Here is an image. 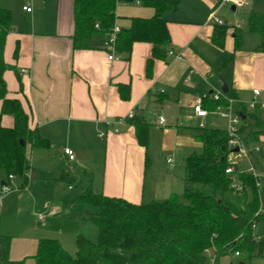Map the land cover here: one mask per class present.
Listing matches in <instances>:
<instances>
[{
  "label": "crops",
  "instance_id": "obj_1",
  "mask_svg": "<svg viewBox=\"0 0 264 264\" xmlns=\"http://www.w3.org/2000/svg\"><path fill=\"white\" fill-rule=\"evenodd\" d=\"M180 1L178 10L164 15L171 45L165 60H154L150 75V43H135L130 55L118 54L119 59L114 61L102 47L104 35H98L88 50L74 49L75 0L2 2L13 14L4 53L11 67L5 73L7 97L21 102L29 116V128L38 129L50 147L28 146L29 182L24 186L16 177L10 183L12 191L0 208V264H35L41 239L54 238L62 244L63 234L54 228L57 217L64 229L73 226L74 230L76 219L87 222L80 214H70L68 205L78 206L73 198L64 195L65 217L56 215L50 198L45 199L47 193L57 192L63 174L85 180L81 195L91 186L96 194L134 204L164 202L177 189L185 190L186 166L184 171L182 162L177 165L172 157H180L186 164L199 147L203 148L198 138L201 123L205 128L223 130L229 125L215 115L199 118L194 113L198 98L221 89L220 79L227 84L228 95L238 101L237 112L264 113V50H259L262 37L248 28L250 15L264 19V0H242L244 5H232V11L223 0ZM29 3L31 13L23 9ZM116 14L117 25L126 29L131 25L130 18H151L154 10L121 1ZM219 27L227 28L223 47L213 42ZM121 86L129 87L127 99L121 96ZM255 90L260 95L251 110L248 105ZM2 108L0 101V112ZM131 112L150 125L147 147L138 143L136 129L128 120L120 122ZM1 123L12 128L14 119L4 115ZM65 149L73 151L74 160ZM250 150L249 156L232 153L230 161L233 154L237 155L251 165L241 171L253 169L257 173L259 160L254 165L255 157L250 159V155L259 153L264 161V135ZM6 178L2 176V180Z\"/></svg>",
  "mask_w": 264,
  "mask_h": 264
},
{
  "label": "trees",
  "instance_id": "obj_2",
  "mask_svg": "<svg viewBox=\"0 0 264 264\" xmlns=\"http://www.w3.org/2000/svg\"><path fill=\"white\" fill-rule=\"evenodd\" d=\"M3 1L0 0V101L3 102L0 112V183L3 175L7 178L14 175L21 178L25 186L31 168L27 147L48 149L50 144L41 137L38 129L29 128V116L21 102L7 97L5 73L11 67L5 62L4 53L7 36L12 30L13 14L2 6ZM121 1L126 0H75V50L90 49L98 35H105L113 29L118 20L117 5ZM132 2L152 8L154 15L151 18H130V27L122 29L118 35L116 49L118 54L130 55L135 43L152 44V58L147 63L150 75L154 60H165L171 45L164 15L178 10L181 1ZM248 28L261 35L259 50H264V19L257 14L250 15ZM226 33V27L215 31L213 42L218 47H223ZM119 90L127 99L129 87L121 86ZM4 115L13 117L12 128L2 126ZM241 117L239 139L250 149L264 135V113L242 112ZM128 121L136 129L138 143L147 147L148 122L141 116ZM198 138L203 144V152L186 160L187 186L182 199L172 194L164 202L134 204L96 194L91 186L85 187L77 205L94 209L86 214L82 212L80 218L97 227V241L78 234L76 252L72 255L59 240L41 239L34 257L35 264H221V259L228 254L263 257V240L256 238L254 229L264 224V171L258 175L251 171L227 173L233 165L226 130L201 128ZM60 179L70 186L77 180L68 174L61 175ZM259 181L260 187L257 186ZM234 183L240 184L242 190L236 191L232 187ZM197 185L210 187L212 193L206 194ZM231 192L239 195L240 208L227 198ZM8 264H24V261Z\"/></svg>",
  "mask_w": 264,
  "mask_h": 264
},
{
  "label": "rangeland",
  "instance_id": "obj_3",
  "mask_svg": "<svg viewBox=\"0 0 264 264\" xmlns=\"http://www.w3.org/2000/svg\"><path fill=\"white\" fill-rule=\"evenodd\" d=\"M227 9L232 11V5L227 6ZM218 119H222V118L218 117ZM247 150H248V156H249V154H251L250 152L252 150H250L249 148ZM202 152H203V148L199 147L197 153H195V154L199 155V154H202ZM252 156L255 157V159L253 161L254 165H256V163H258V160H259V163L256 165L257 170H258L257 174H259L258 172H260L261 170L262 171L264 170V161H262L261 158L259 157L260 156L259 153H257V154L254 153V154L250 155V159H253ZM172 160L174 161V163L176 162L177 165L181 164V162H182V165H180V166L185 171L186 164L182 158L172 157ZM243 160L244 159H241L237 155H234V154L231 157L232 164L236 168V171H241V169H243V168L248 169L251 167V165H249L246 160L244 162H243ZM181 167H180V169H181ZM183 178L185 180V178H186L185 175ZM185 182L182 183V186H184ZM84 185H85V180L83 178L82 179L79 178V180H77V182L71 186V190H70L69 189L70 185H68L66 182L63 181L62 183H60L59 186L57 185V187H56V189H58L57 192L51 191L50 193H47V195L45 196L46 197L45 199L50 198V200L53 204V205H51V207H53V209H55L54 213L56 215L58 214L61 217L68 216L67 213L65 211H63L66 207V202L63 201V199L65 198L64 195H67L68 197L73 198L75 201H78V199L82 193V188L84 187ZM197 188H200L206 194L212 193V189L210 187H203V186L197 185ZM183 191H184V189H181V188L177 189L175 191L176 194H178L181 199H182ZM227 198L231 202H233L238 208H240V206H241L240 200H239L240 197L238 194L231 192L227 195ZM71 204L72 203H70V205H68L69 206L68 209L71 211L70 214H73L76 217L79 214H82L81 213L82 211L85 214L88 211H92V210L94 211V209L87 207V206H82V205H78L75 209L74 205L71 206ZM63 214H65V215H63ZM55 221H54L55 230H57V232H62V234H63V238H64L62 241L63 247L72 255H74L76 252L75 242H76L77 234L82 233V234L90 237L93 241H97L98 229L91 222H88V221L82 222V220L76 219V221L73 222L74 224L72 222H70L74 225V230H73V226H72V228L70 226V228L67 229V227H65V229H64V227L62 226L63 221L61 219H59L58 217L56 218ZM55 234H57V233H55ZM254 234L258 240H263V257H261V258H259V257L249 258L248 256H243V255H241L240 257H236L233 254H228L227 256H225L221 259V264H231V263L232 264H264V224L257 226L254 229Z\"/></svg>",
  "mask_w": 264,
  "mask_h": 264
},
{
  "label": "built area",
  "instance_id": "obj_4",
  "mask_svg": "<svg viewBox=\"0 0 264 264\" xmlns=\"http://www.w3.org/2000/svg\"><path fill=\"white\" fill-rule=\"evenodd\" d=\"M225 4H230L235 7H241L244 5V2L242 0H223ZM139 3V2H137ZM24 11L27 13L32 12L31 3H29L27 6H25ZM216 23L218 25H223V22L217 18H214ZM98 28V25L96 26ZM121 27L117 24L114 25L113 29L104 35V39L102 41V47L103 49L108 53V59L110 61L118 60V52L116 49V43L118 40V35L121 33ZM171 55H173L172 52H170ZM24 74H28V70H23ZM164 92V91H162ZM260 95L259 90L254 91V98L249 103L248 107L251 110H254L256 108V105L258 104L257 97ZM237 100L233 97H230L228 94H225L221 89L215 90L210 94H205L204 96L197 99L196 104L194 105V113L199 118H205L208 115H215L217 117L226 119L229 122V125L226 129V132L229 136V146L233 150L235 148H239V153H241L244 156L248 155L247 148L241 143L238 135V131L242 124V117L239 112L236 110V104ZM205 103L214 104L213 107L206 106ZM261 107L264 108V103H261ZM135 117V114L133 112L129 113V115L121 119L120 122H125L127 120L133 119ZM160 123L164 124V119L160 117ZM201 128H205L204 124L201 123ZM100 136H103L101 134ZM259 150L258 148L256 149ZM65 154L69 157L70 160H74V153L70 149H65ZM171 160H169L170 162ZM233 167L227 169V173H232ZM251 172L254 173V175H258L255 173V171L252 169ZM16 177L14 175H10L6 180L5 185L0 184V208L3 204V201L5 197L12 191L10 183L15 179ZM261 181L257 183V186L260 187ZM236 191H241L242 186L238 183H234L232 186ZM47 207V205H45ZM40 220L44 218V215H39ZM208 254H210L209 251H207ZM236 256H240L239 253L235 254Z\"/></svg>",
  "mask_w": 264,
  "mask_h": 264
},
{
  "label": "water",
  "instance_id": "obj_5",
  "mask_svg": "<svg viewBox=\"0 0 264 264\" xmlns=\"http://www.w3.org/2000/svg\"><path fill=\"white\" fill-rule=\"evenodd\" d=\"M126 2L130 3L132 2V0H126ZM234 9V8H233ZM220 83H221V90L225 93V94H228L229 93V88L227 86V84L222 80L220 79ZM23 144V143H22ZM235 152H239V148H235L232 150V153H235ZM1 185H5L6 182L4 180L1 181L0 183Z\"/></svg>",
  "mask_w": 264,
  "mask_h": 264
}]
</instances>
